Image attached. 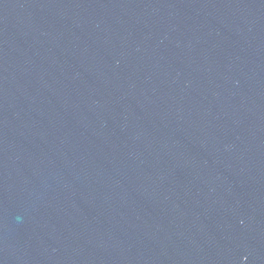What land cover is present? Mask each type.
Masks as SVG:
<instances>
[{"label": "water", "instance_id": "1", "mask_svg": "<svg viewBox=\"0 0 264 264\" xmlns=\"http://www.w3.org/2000/svg\"><path fill=\"white\" fill-rule=\"evenodd\" d=\"M0 264H238L87 0H0Z\"/></svg>", "mask_w": 264, "mask_h": 264}]
</instances>
